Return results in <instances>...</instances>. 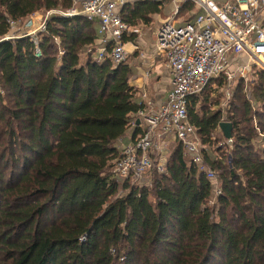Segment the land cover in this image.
<instances>
[{
	"label": "trees",
	"instance_id": "1",
	"mask_svg": "<svg viewBox=\"0 0 264 264\" xmlns=\"http://www.w3.org/2000/svg\"><path fill=\"white\" fill-rule=\"evenodd\" d=\"M166 1L127 3L121 18L147 23ZM71 4L0 0V264H264V72L238 77L224 106L223 77L189 98L215 184L173 140L165 166L153 155L151 182L135 185L112 169L143 105L127 61L99 59L98 21L53 13L36 42L2 38ZM221 121L232 136L219 144Z\"/></svg>",
	"mask_w": 264,
	"mask_h": 264
},
{
	"label": "built area",
	"instance_id": "2",
	"mask_svg": "<svg viewBox=\"0 0 264 264\" xmlns=\"http://www.w3.org/2000/svg\"><path fill=\"white\" fill-rule=\"evenodd\" d=\"M133 1L136 0H72L66 10H51L46 14L48 17L56 13L96 19L99 59L108 55L115 67L126 60L123 35L130 29L121 18L120 10ZM168 1L174 6L173 17L179 14L183 4L192 5L197 14L191 22L180 26L169 22L161 26L158 50L171 70L166 99L155 111L137 113L138 119L144 122L142 130L131 142L117 146L120 154L112 170L122 180L128 178L135 185L145 183L142 180L153 165V155L163 150L156 136L165 134L180 141L199 170L215 184V173L203 164L202 149L205 146L188 118V101L213 79L223 77L226 82L224 106L231 98L238 77H245L252 69L264 72V0ZM18 23L12 22V29ZM44 29L45 23L37 31L25 34L36 42L37 32ZM10 37L14 35L2 38ZM217 134L227 143L219 131ZM157 166L162 169L160 163Z\"/></svg>",
	"mask_w": 264,
	"mask_h": 264
},
{
	"label": "crops",
	"instance_id": "3",
	"mask_svg": "<svg viewBox=\"0 0 264 264\" xmlns=\"http://www.w3.org/2000/svg\"><path fill=\"white\" fill-rule=\"evenodd\" d=\"M173 10V4L166 1L162 13L151 14L147 23L137 20L126 33L127 38L124 40L126 61L130 67L128 81L137 90L136 99L143 105L142 110L144 112L155 111L165 101L169 89L171 70L167 65L165 56L158 50L159 31L165 22L180 26L189 18V14L186 13L173 17ZM30 26L28 21L25 29H29ZM96 45L99 48L98 38ZM133 118L136 121L138 114H135ZM138 120V123L134 121L125 135L117 140L115 147L131 142L134 136L142 130L144 122ZM156 137L160 139L159 142L164 150L174 140L173 137L165 134Z\"/></svg>",
	"mask_w": 264,
	"mask_h": 264
},
{
	"label": "rangeland",
	"instance_id": "4",
	"mask_svg": "<svg viewBox=\"0 0 264 264\" xmlns=\"http://www.w3.org/2000/svg\"><path fill=\"white\" fill-rule=\"evenodd\" d=\"M47 17H48V15L46 14V11L36 12V13L30 15L28 18L24 19L25 21L21 20L20 23L18 25H16L11 30L10 34L17 35V34H21V33L22 34L28 33V32L33 31V30L37 31L40 28L41 24H44L46 22ZM28 21L30 22L31 26L29 29H25V26H27ZM83 57H82V60L84 59ZM248 76H249L248 74L245 75V77L250 80L251 77L250 76L248 77ZM215 137H217V136H215ZM218 138H220V137H218ZM223 142L224 141H220L219 144H222ZM166 153H167V150L163 149L159 154L158 153L156 154L157 155L156 163H157V165L160 163L162 165V168L165 166V163H167L166 162V160H167ZM152 159H153V157H152ZM152 176H153V173L150 170L148 173H146L144 175L142 182L149 184V182H151Z\"/></svg>",
	"mask_w": 264,
	"mask_h": 264
},
{
	"label": "water",
	"instance_id": "5",
	"mask_svg": "<svg viewBox=\"0 0 264 264\" xmlns=\"http://www.w3.org/2000/svg\"><path fill=\"white\" fill-rule=\"evenodd\" d=\"M138 122H139V120L137 119L136 120V123H138ZM218 127H219V130H220L223 138L225 140H230L231 139V136H232V134H231V131H232V125H231V123L228 122V121H221L219 123V126Z\"/></svg>",
	"mask_w": 264,
	"mask_h": 264
}]
</instances>
